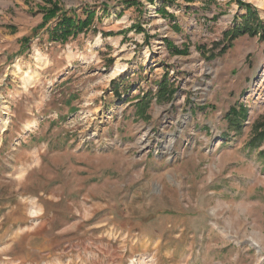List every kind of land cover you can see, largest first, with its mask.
<instances>
[{
	"label": "rangeland",
	"instance_id": "obj_1",
	"mask_svg": "<svg viewBox=\"0 0 264 264\" xmlns=\"http://www.w3.org/2000/svg\"><path fill=\"white\" fill-rule=\"evenodd\" d=\"M246 24L264 0H0V264H264V37H225Z\"/></svg>",
	"mask_w": 264,
	"mask_h": 264
},
{
	"label": "trees",
	"instance_id": "obj_2",
	"mask_svg": "<svg viewBox=\"0 0 264 264\" xmlns=\"http://www.w3.org/2000/svg\"><path fill=\"white\" fill-rule=\"evenodd\" d=\"M42 11L44 12L42 25H44L47 21L57 16L59 9L57 7H52L50 9L45 8ZM85 13L86 15L84 19L77 18L76 16H73V17L66 16L62 13L58 21L55 23L54 27L50 30L49 36L53 40L61 39L62 41H65L69 36H75L77 33L81 32L85 27L89 26L90 23L93 21V18L95 16V11H87ZM242 16L244 19V23L247 22L249 18H254V19L257 18L255 13L250 10L248 5H246V13ZM246 32H249L250 35H255L258 33L260 35V38H263L264 37V26L261 24H258L256 27L252 29H250V26L247 24L244 27L243 26L234 27L230 31L225 32V37L226 38L228 37L231 39L233 37L239 36ZM23 40H25V42H28L27 38H23ZM159 85H160L161 91L158 92L157 94L158 99H165L166 96L169 97L172 95L173 90L168 87V83H166V80L160 81ZM148 107H149V102H145L144 106L137 107L138 109L136 108L137 109L136 114L138 116L146 118L147 117L146 110ZM235 113H236L235 109L232 108L229 110V113L227 116L230 117L234 115ZM261 119L262 120H260V122L258 123L259 127L255 128V130L256 129L258 130L259 128L260 130H258L257 133L250 139L248 146H252V147L258 146L264 140V113L262 114ZM239 126H240L239 123L235 125L236 128ZM258 156L261 161H264V150L259 151Z\"/></svg>",
	"mask_w": 264,
	"mask_h": 264
}]
</instances>
